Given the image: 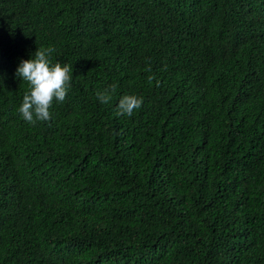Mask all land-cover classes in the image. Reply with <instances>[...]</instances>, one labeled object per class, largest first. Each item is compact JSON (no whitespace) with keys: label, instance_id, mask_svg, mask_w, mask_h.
Returning a JSON list of instances; mask_svg holds the SVG:
<instances>
[{"label":"trees","instance_id":"obj_1","mask_svg":"<svg viewBox=\"0 0 264 264\" xmlns=\"http://www.w3.org/2000/svg\"><path fill=\"white\" fill-rule=\"evenodd\" d=\"M135 29L172 70L118 116ZM48 46L73 79L31 125ZM0 264H264V0H0Z\"/></svg>","mask_w":264,"mask_h":264},{"label":"clouds","instance_id":"obj_2","mask_svg":"<svg viewBox=\"0 0 264 264\" xmlns=\"http://www.w3.org/2000/svg\"><path fill=\"white\" fill-rule=\"evenodd\" d=\"M145 21V20H142ZM146 22V21H145ZM149 22V21H148ZM150 23V22H149ZM140 26L147 27L143 24ZM138 29L126 34L121 46L116 49L117 60L116 82L118 86H125L126 93L119 99L116 114L131 117L143 105L144 98L134 95L130 90L133 86L136 91L152 85L149 81L158 69L162 72L172 70L171 61L166 54L168 45L156 48L150 44L151 37L140 36ZM54 46L38 47L33 56L21 60L16 70V76L28 85L23 100L18 108L21 118L31 124L50 122L52 120V106L55 103H64L73 79L72 64L54 62L52 54ZM114 52V50H113ZM149 79V80H148ZM115 85L109 86L98 94L101 103L107 104L112 100Z\"/></svg>","mask_w":264,"mask_h":264}]
</instances>
